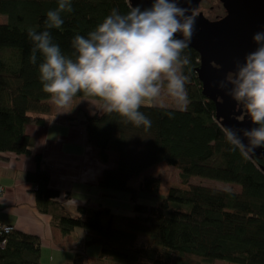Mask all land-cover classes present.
<instances>
[{
	"label": "trees",
	"instance_id": "1",
	"mask_svg": "<svg viewBox=\"0 0 264 264\" xmlns=\"http://www.w3.org/2000/svg\"><path fill=\"white\" fill-rule=\"evenodd\" d=\"M57 6V0H0V158L34 157L38 169L27 177L35 187L39 212L50 216L64 236L82 229L86 248L101 246L97 261L78 248L64 264H264V156L257 160L240 148L233 150L217 121L216 102L203 95L197 72L201 58L192 48L183 53L190 59L183 69L189 77L187 107L143 105L140 110L151 120L150 128L105 112L95 97L78 93L73 98L101 105V112L84 117L85 145L104 164H111L112 154L117 156L98 185L115 194L130 193L133 213L114 212L91 200L77 206L76 216L66 210L70 195L50 187V174L41 170L43 159L36 154L38 139L28 133L33 126H47L46 115L54 109L39 79L42 58L36 64L30 61L28 31H43L47 12ZM72 7L71 13L62 14V27L51 34L73 59L76 34L87 36L112 9L121 14L132 9L129 0H72ZM219 9L224 10L220 0H202L196 12L216 15ZM162 164L178 170L187 188H171L156 206L140 204L139 193H159L162 179L144 175ZM197 178L231 187L193 183ZM139 179L138 188L130 185ZM1 242L0 264H41L38 236L14 229Z\"/></svg>",
	"mask_w": 264,
	"mask_h": 264
},
{
	"label": "clouds",
	"instance_id": "2",
	"mask_svg": "<svg viewBox=\"0 0 264 264\" xmlns=\"http://www.w3.org/2000/svg\"><path fill=\"white\" fill-rule=\"evenodd\" d=\"M182 2L151 0L150 6L138 4L126 14L112 9L87 36L73 37V59L53 42L51 30L60 29L62 14L73 11L72 0H57V8L47 12L44 30L28 31L31 63L42 58L38 67L42 90L61 108L69 107L78 93L95 97L103 102L105 112L145 128L151 127V120L141 107L156 103L165 89L178 106L186 108L189 77L183 69L190 59L183 53L191 44L196 17ZM252 40L255 50L242 63L236 61V70L219 86L228 89L226 94L246 109L256 125L226 128L227 141L233 150L255 153L264 148V31L254 33Z\"/></svg>",
	"mask_w": 264,
	"mask_h": 264
},
{
	"label": "crops",
	"instance_id": "3",
	"mask_svg": "<svg viewBox=\"0 0 264 264\" xmlns=\"http://www.w3.org/2000/svg\"><path fill=\"white\" fill-rule=\"evenodd\" d=\"M83 122L76 125L53 118L49 126L31 127L28 131L38 139L37 152L44 150L40 168L49 172L50 187L70 195L65 200V207L74 216L77 215V206L89 196L84 187L91 190L95 184L98 186L106 169L103 162L102 166L96 163V157L91 154L93 149L85 145ZM44 145L49 146L48 149L52 147L53 152L46 151ZM5 156L9 159L0 158V187L4 189L0 196V224L12 225L15 231L38 236L42 243L41 264L71 262L78 248L89 254L90 247L86 248L84 232L76 229L71 235L64 236L52 225L50 216L39 212L35 187L27 177L28 173L38 169L36 160L26 156L17 158L12 154ZM111 197L116 198L114 195ZM97 257L90 258L97 260Z\"/></svg>",
	"mask_w": 264,
	"mask_h": 264
},
{
	"label": "water",
	"instance_id": "4",
	"mask_svg": "<svg viewBox=\"0 0 264 264\" xmlns=\"http://www.w3.org/2000/svg\"><path fill=\"white\" fill-rule=\"evenodd\" d=\"M129 1L132 8L138 4L142 7L151 4V0ZM201 1L183 0L181 6L188 8L189 14L196 17L195 31L188 48L197 51L201 58L197 72L203 95L216 102V118L224 130L256 127L242 105V109L234 111L237 103L226 94L228 89H221L219 85L236 70V61L242 63L245 55L255 50L253 34L264 31V0H220L226 16L218 21H210L203 13L196 12ZM218 96L223 102H219ZM242 116L243 119L239 120ZM244 143L247 144V140ZM243 151L252 159L260 160L264 156V148H257L255 153Z\"/></svg>",
	"mask_w": 264,
	"mask_h": 264
},
{
	"label": "rangeland",
	"instance_id": "5",
	"mask_svg": "<svg viewBox=\"0 0 264 264\" xmlns=\"http://www.w3.org/2000/svg\"><path fill=\"white\" fill-rule=\"evenodd\" d=\"M212 1V0H209ZM219 14L216 15H210L204 11L198 12V13H203L205 15L206 18H208L210 21H218L221 20L222 18H224L226 16V12L225 10H220L219 9ZM148 104V103H146ZM155 105H159V106H163L166 108H175V109H182L180 106L177 105L176 101L167 94L166 89L162 91V95L159 98V100L154 103ZM152 104V105H154ZM52 105L54 106V109L52 110L53 113H49L47 114V118L49 117V122H48V126L52 123L53 118H58L60 121L63 122H69L71 120V122H74L73 124H79L80 122L84 123V128H83V133H85V129H86V123H85V116L86 114H90L93 115L95 113L101 112L102 111V107L101 105L96 101V100H92V99H83V100H75L73 99L70 106L67 108H61L58 107L53 101H52ZM70 119V120H69ZM82 120V121H81ZM70 123V122H69ZM75 125V126H76ZM36 127V126H33ZM46 147V151L48 152H53V150H51L52 147H50L48 149L49 146H45ZM44 151V150H43ZM43 151H39L36 154L42 156ZM51 152V153H52ZM92 157L95 158V161L98 165L102 166V161H100L99 156L96 155L95 150L93 149L91 151ZM111 158V164H104V168L108 169L109 167H114L116 165V161H117V156L115 154H112L110 156ZM34 159V157H33ZM105 171V170H104ZM104 173V172H103ZM147 176H153V177H159L160 179H162V186L161 189L159 191V193H149V192H141L139 193L138 196V202L140 204H144V205H150V206H156L163 198L166 197V195L168 194L169 190L173 187H182V188H187L186 186H184L181 182L180 179V175H179V171L175 170L165 164L159 165L151 170H149L146 175H144V177ZM102 179V178H101ZM100 179V180H101ZM144 179V178H142ZM139 179L137 181H133L130 183V185L132 187H139L140 185V180ZM193 183L195 182H203V185H211V186H216L218 185L219 187L228 189L231 186L228 184H224V183H219V182H214V181H202L201 179L197 178L194 179L192 181ZM235 189H239L237 186H234ZM89 187H84V190L86 191V193L89 195L87 198H85L86 200H93L92 203L94 204H103L106 207H110L114 212H119V213H123L126 215H132L133 213V206L131 204V195L128 192H116V194L114 192H110L104 188L99 187V185L97 186L95 184L94 188H90L91 190L88 189ZM79 189V188H77ZM82 190V189H80ZM107 194L109 193V195H102V194ZM115 195L116 198L111 197L112 195ZM81 198V196H78ZM3 225V224H0ZM8 225V224H7ZM9 227H11L13 230L15 229L12 225H8ZM78 231L83 232L82 229H78ZM89 256L90 255H94V256H90V257H95L98 256L96 259L98 260V258L101 255V246L100 245H94L92 247H90V252H88ZM96 260V261H97ZM95 260H93L91 258V262H94ZM219 264H228L225 262H218Z\"/></svg>",
	"mask_w": 264,
	"mask_h": 264
},
{
	"label": "built area",
	"instance_id": "6",
	"mask_svg": "<svg viewBox=\"0 0 264 264\" xmlns=\"http://www.w3.org/2000/svg\"><path fill=\"white\" fill-rule=\"evenodd\" d=\"M1 191L0 190V194H1ZM13 229L11 227H9L8 225H0V248L2 247L1 244V240H2V237L5 235V234H9Z\"/></svg>",
	"mask_w": 264,
	"mask_h": 264
},
{
	"label": "flooded vegetation",
	"instance_id": "7",
	"mask_svg": "<svg viewBox=\"0 0 264 264\" xmlns=\"http://www.w3.org/2000/svg\"><path fill=\"white\" fill-rule=\"evenodd\" d=\"M218 100H219V102H223V99L220 97V96H218ZM240 109H242V106L241 105H236V107L234 108V111H239ZM244 116V115H243ZM243 116L242 117H239V120H241V119H243Z\"/></svg>",
	"mask_w": 264,
	"mask_h": 264
}]
</instances>
